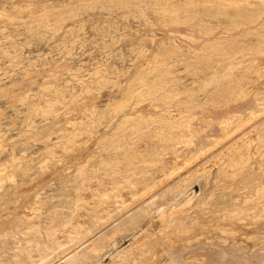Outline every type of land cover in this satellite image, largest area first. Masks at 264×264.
<instances>
[{
	"label": "rangeland",
	"instance_id": "374dc122",
	"mask_svg": "<svg viewBox=\"0 0 264 264\" xmlns=\"http://www.w3.org/2000/svg\"><path fill=\"white\" fill-rule=\"evenodd\" d=\"M137 2L0 0V12L8 14H0V232L20 226V220L59 222L60 227L51 230L54 235L66 234L55 236L67 246L44 264H264V217H260L264 216V190H259L264 187V108L254 116L248 114L258 108L257 99L264 95V74L244 81L240 73L232 77L234 84L251 92L238 103L228 100L230 81L208 92L198 90L199 81L182 62L172 61L171 68L163 62L165 48L175 41L188 57L193 44H186L180 33L185 37L192 31L146 24L142 9L124 19L112 6ZM45 13L53 25L55 19L64 25L51 32L29 24ZM228 30L209 29L197 38L216 40ZM257 64L264 71V59ZM167 67L165 81L173 96L178 95L170 106L157 102L164 91L152 76ZM138 82L141 85L134 87ZM213 100L224 102L212 109ZM125 102L129 103L123 106ZM186 106L207 126L199 123L198 137H184L196 140L175 151L162 139L171 133L162 123H175V115ZM166 108L171 112L166 113ZM149 115L153 122L147 127L126 121ZM231 117L241 120L236 130L234 123L228 126ZM242 151L251 156L252 169L239 175L232 169L231 157ZM45 162L46 171L41 173L39 164ZM22 167L27 173L20 177ZM195 169L198 174H210L204 192L199 182L187 187L195 203L146 208L137 225H129L101 247L92 245L151 197L181 184ZM144 175L149 176L150 187H133L144 185ZM76 186L82 187L84 200L78 208L72 193ZM118 206L122 209L115 213ZM92 214L104 216L101 224L87 237L70 242L73 228L68 222L90 227ZM4 219L12 221V226ZM101 252L107 254L99 256ZM73 254L77 257L71 261Z\"/></svg>",
	"mask_w": 264,
	"mask_h": 264
},
{
	"label": "bare ground",
	"instance_id": "6f19581e",
	"mask_svg": "<svg viewBox=\"0 0 264 264\" xmlns=\"http://www.w3.org/2000/svg\"><path fill=\"white\" fill-rule=\"evenodd\" d=\"M95 1L97 4H99L100 0H95ZM137 1H138L137 3H135L134 5L132 4L128 7H124L123 4H116V5L114 4L112 6L120 10V13L124 17V19L126 17H128L130 14H134L135 12H138L139 9H142V10H145L146 11L145 14H147L142 18L143 22L146 24H151L152 26L161 25L162 27L168 26L169 28L172 27L176 31H181L182 29H188V30L192 31V34L189 33L185 37L183 35L184 32L180 33L181 38L184 39L186 44H188L190 47L193 44V50L190 52L188 51L189 52L188 57H186L187 55L184 56L185 53L181 54V53H183L181 51L183 46L175 41L171 46H168L165 48V51H164L165 54L163 56V60H164L163 62L165 63V65L168 64L171 68L172 67L171 63H173L172 61H175L176 63L182 62L186 66L187 72H190V74L193 75V77L199 81V82H196V84L199 87L198 90L202 89V90L207 91V90H209V88H215L217 86L224 85L223 84L224 81H228V82L230 81L229 85L226 86V87H228V96H229V94L231 95L228 100H231L233 102L238 103L240 101H243L244 99H246V97L248 95H250L251 92L249 91L246 93L242 84H234L231 81V79H232V77H235V76L238 77L239 73H240V76L243 77V81L248 80L249 77H251V76H252V78L255 76L259 79L264 74L262 67L257 64L258 61L262 62V60L264 59V0H137ZM175 1H178L179 4L174 3ZM0 14L2 16H8L6 11H2V12H0ZM47 17H48V14L45 13L44 15H42L38 18L36 17L35 22L33 21L29 24L39 26L40 29L47 28V29L51 30V32H54L56 30L57 26L64 25L62 23V21H60L59 19H55V21H57V22L55 23L56 25H53V22H49L47 20ZM242 23H243V26L239 27V25ZM226 28L229 29L228 30L229 33L226 35L222 34L224 36L218 37V38H216V40H215V38H209V39H206V42H205V41H202L199 38H197L198 36H200L201 33H207L209 29H216L217 30V29H226ZM9 36H10V34H9ZM209 36L210 35H207L206 37L208 38ZM149 37H151V35ZM250 38H253V39H251L252 41L250 40ZM6 41H8V40H6ZM145 44L146 43H143V44H141V46H144ZM10 56L12 57V55H10ZM157 58L159 59L160 57H157ZM157 58H155V59H157ZM159 60H160V62H162L161 59H159ZM168 68L169 67L163 68L162 70H157L152 76H155L154 80L158 82L159 87H161V89L164 91V93L161 94V96L159 97L157 102L158 101H164V102H166V105L170 106L172 104V102L175 100V96L177 94L175 96H173V90L169 89V86L167 85V83L165 81V78H166L165 73H167L166 70ZM145 71H147V70H145ZM252 78H250V79H252ZM23 79H25V78H23ZM107 79H106V81H107ZM95 80H98V79H95ZM146 81H149V79L147 78ZM140 85H141V82H138V83L134 84V87H136V86L138 87ZM259 94H261V93H259ZM221 96H222V94H219L218 97H221ZM28 97H30V96H28ZM38 102H39V100H38ZM214 102H216V101L213 100L210 103V107L212 109L221 107L220 102H224V101L218 100L219 103H214ZM257 102H259L258 105L256 106L258 108H251L250 111L248 112V114L249 113L251 115L257 114V113H259V111L263 110V108H264V95L259 96V98L257 99ZM128 103L129 102H125L123 104V106L128 105ZM149 106H150V104H149ZM202 106H205V105H202ZM30 107H29V111H30ZM34 107H36V106H34ZM83 108H85V107H83ZM186 108H188V107L186 106ZM125 111H127V110H125ZM150 111H151V109H150ZM164 111L166 113L171 112L168 108L164 109ZM28 114H30V113L28 112ZM120 114H122V113H120ZM150 114H151V112H150ZM196 114H197V112H195L193 110V108H191V109L188 108V109L182 110L181 112H179L178 114L175 115V119H176L175 123L171 120L172 124H168L170 122L165 124L166 122L163 121L162 124H164L166 127L171 129V133L168 137H164L162 139L164 140V142L170 143L172 145L173 149H175V151H179L181 149L184 150V148H183L184 146L182 147L180 145L190 144L191 142L196 140V139L191 140V138L190 139H184V137L187 136V134H190L189 136L192 138L198 137L197 135L200 134V132L202 131L201 126H200L201 124H199V123H202L203 126H207V122L200 121L199 118L195 117ZM180 115H182V117L177 118V116H180ZM27 117H28V115H27ZM250 117L252 118V116H250ZM26 119H28V118H26ZM236 120L237 119L234 117H231L230 120H228L229 122L231 121L230 124H228V126H231V125H233L232 123H234L233 128L235 130H236V127H238L240 125L239 123L241 122V120H239L238 122H236ZM126 121L130 122V123L137 122L139 124V127H147L150 124H152L153 118L151 115H149V117H133V118L127 119ZM224 123L225 122H223V124ZM138 124H136V125H138ZM155 124H153V126ZM218 125H220V124H218ZM262 127H264V125H262ZM148 129H150V127L147 128V131H148ZM239 129H241V128H239ZM22 133H23V129H22ZM96 137H98V136H96ZM125 139H127V138H125ZM122 144H124V143H122ZM119 145H121V144H119ZM118 147H120V146H118ZM228 149H230V148H228ZM219 156H221V155H219ZM231 159L233 160L232 169L239 175H244L245 173H247L249 170L252 169V167L250 165L252 163L251 156L249 154H245L243 151L237 155L235 153H233ZM221 160H222V165L226 166L225 161H224V157H221ZM128 164H130V163H128ZM83 165H85V164H83ZM8 167H11V166L6 165L4 168L7 169ZM39 167H40L41 173L45 172L46 171L45 170L46 162L39 164ZM20 169H21V172H19L18 175H20V177L25 176V173H27L26 168L22 167ZM29 171L31 172V170H29ZM209 177H210V174H208V175L198 174L197 169H195L193 173L190 172V175H187V177L185 178V180L181 184L178 183V184H174V185L170 186L169 188L165 189L162 194H156L153 196V198L151 197L152 199L150 198V200L147 201V203H146L147 205L145 204L144 206H141L138 210H135L133 213H130V212H129L130 214L127 213L128 215L125 218H123L121 220V222H118L116 225H114V227H112L110 230H108L104 234H102V236L99 237L98 239L93 240L92 245L94 247H101L102 243H105L106 240L111 239V237H113V236L115 237V235L118 234L119 232H121L122 230L129 228L131 226L137 225V223L139 222V219L142 217V214L145 212L146 208H148V209L157 208L158 209V207H159L158 210H160V208L162 206H169L173 202H176V204H178L177 206H183V205L185 206L187 204L195 203L193 196L188 197L189 194L186 193L187 187L189 185L191 186L193 184L192 182H199L201 187H202V191L204 192L205 188L208 186ZM144 182L145 183L142 186H140L139 184H138V186L136 184L132 185L133 181H129V184L132 185L133 187H139L142 190H146L152 184L149 181V176L144 175ZM72 183H73V181H72ZM116 183H117V181H114V184H116ZM259 190H264V187L263 188L260 187ZM133 191H135V190H133ZM81 192H82L81 186L80 187L76 186L73 188L72 193H74L75 199L77 200V207L76 208H78V206H83V203H84V200L82 199V193ZM139 192H140V189H139ZM185 193H186V195H185ZM133 194H134V192H133ZM135 194H137V193H135ZM46 202H48V201H46ZM61 204H62V202H61ZM47 205H49V204H47ZM119 206L116 207L115 213H117V212L120 213L122 208ZM68 207H67V209H68ZM263 207H264V204H263ZM53 208H54V206H53ZM64 208H66V206H64ZM76 208L74 207V209H76ZM54 209H57V208H54ZM59 209H61V208H59ZM57 211H59V210H57ZM52 212H53V210H52ZM61 212H63V211H61ZM85 212H82V213H85ZM161 212H162V209H161ZM45 213H46V210H45ZM48 213H50V211ZM48 213L46 214V216L48 215ZM31 214H32V212H31ZM86 214H87V212H86ZM16 216L17 215H15V217ZM33 216H35V215H33ZM37 216H35V217H37ZM49 216H50V214H49ZM103 217L104 216H101V215H96V214L93 215L94 221L92 222L93 225L90 227H88L89 225L87 227H83V224H82V227L74 226V224L68 220L69 222L68 221L67 222H68L69 227L73 228L72 231L69 232L70 233L69 235L71 236V239H69L70 242L71 241L77 242L80 239L87 237L93 229H95L99 224H101ZM260 217L262 218L264 216H260ZM7 219H4V220H7ZM64 219H66V218H64ZM8 220L3 221V222H5V223L8 222V224L11 225L12 221H8ZM29 220H32V222L31 223L30 222L24 223L22 220H20V222H21V224L19 223L20 226L17 225V223H16L17 226L14 225L13 227H11V230H9V229L7 230V227H6V229L4 231L0 232V264H37L38 262H43V264H44V261L52 259L53 257H55V255H58L57 250H59V251L63 250L64 251V249L66 248L65 245L67 246V244L63 243L64 240H63V242L61 241V239H60V241H58L59 239H57V237H56V236H58V235H56L57 233L55 234L56 235L55 236L54 235L55 232L53 231L54 232L53 233L51 230V228L57 227L60 224L59 222H57L58 223V225H57L56 223H53V221L49 220V218H42L41 220L38 221L39 223L35 224L33 222V218L29 219ZM90 221H92V219ZM17 222H18V220H17ZM55 225H57V226H55ZM129 225H131V226H129ZM58 227H60V226H58ZM43 228H45L44 230H46L45 232L47 233V236H46L47 238H45V235H44L46 233L43 234V231H44V230L42 231ZM62 235H66V234H62ZM62 235H59V236L62 237ZM69 248H70V246H69ZM98 249H101V248H98ZM85 252L87 254L88 250H86ZM114 252H116V251H114ZM105 253L101 252V254L99 256H102ZM34 257H36L37 259L33 260ZM75 257H77V256L74 255V257L71 261L75 260ZM65 260H67V259H65ZM63 262H65V261H63Z\"/></svg>",
	"mask_w": 264,
	"mask_h": 264
}]
</instances>
